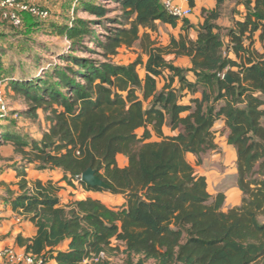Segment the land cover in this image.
Listing matches in <instances>:
<instances>
[{"label":"trees","instance_id":"trees-1","mask_svg":"<svg viewBox=\"0 0 264 264\" xmlns=\"http://www.w3.org/2000/svg\"><path fill=\"white\" fill-rule=\"evenodd\" d=\"M115 1L121 13L110 26L99 21L106 7L89 9L106 32L103 39L94 37L93 29L79 42L76 32L70 34L71 48L59 54L63 65L11 82L25 99L22 112L34 116L40 108L48 124L39 139L29 141L0 128V144L12 145L22 164L62 173L59 180L35 179L28 185L20 172L21 192L11 198L12 209L36 227L26 252L57 264H83L101 252L104 256L91 264H114L110 258L118 252L126 255L124 264H264V0H237L243 16L225 29L213 23L223 2L216 0V8L201 11L195 40L179 34L165 45L151 38L156 22L175 25L177 19L161 0ZM0 9L14 27L26 16L41 18L19 12L16 26ZM89 42L100 48L103 60L74 54L88 50ZM136 42L147 56L144 62L140 55L128 64L110 60L120 47ZM168 54L188 56L191 67L174 66L165 59ZM187 71L194 81L186 78ZM224 72L234 85L223 81ZM2 79L7 85L9 78ZM186 94L189 101L182 103ZM220 119L226 143L235 149L242 195L225 211V194H210L205 176L195 173L186 158L217 148L214 123ZM164 127L175 133L164 134ZM153 135L158 140H151ZM119 154L126 157L124 166L117 163ZM88 167L107 189L81 181ZM61 180L122 195V204L110 207L92 197L60 204Z\"/></svg>","mask_w":264,"mask_h":264},{"label":"rangeland","instance_id":"rangeland-1","mask_svg":"<svg viewBox=\"0 0 264 264\" xmlns=\"http://www.w3.org/2000/svg\"><path fill=\"white\" fill-rule=\"evenodd\" d=\"M1 1V0H0ZM36 5L41 9L48 11L46 18H38L35 16H26L20 27H14L1 16L0 9V80L9 78L7 85L4 87L5 96L7 97V107L9 115L17 114V117L7 116L0 121V128H7L11 133H19L26 141L29 139H38L41 133L46 129L48 121L43 110L37 109L34 116H28L22 111L26 109L25 99L15 93L11 88L12 81H20L24 79L35 78L43 72L52 71L55 67H60L64 63L60 61L59 54L67 53L71 48V41L68 36L76 32V41L86 40L84 32L93 29V36L103 39L106 33L104 28L99 24H95V16L90 12L91 5H103L107 8L105 18L99 21L107 26L112 25L111 19L118 17L121 10L119 4L115 0H18ZM237 0H229L230 4L236 3ZM234 5V13L237 9ZM244 8H242L243 10ZM123 25V23H121ZM143 30H141L142 32ZM77 32H81L77 35ZM224 35V33H223ZM151 38L155 39L154 33ZM167 44V43H166ZM161 45H165L164 43ZM226 45L222 50L226 51ZM81 46V45H78ZM100 48L96 47L92 42L88 43V50H77L74 52L79 57L92 60H103L100 54ZM141 56L144 62L147 59L138 43H134L130 47L122 46L118 49L115 56L110 60L118 64H128ZM138 75L143 77L145 70L143 66L136 67ZM234 69V68H233ZM41 74V75H42ZM15 79V80H14ZM165 79H158V88L162 87ZM177 81H174V84ZM199 93V92H198ZM200 95V93H199ZM148 102H144L147 106ZM264 124V119L262 120ZM166 129V127H164ZM214 141L217 145L216 149L209 150L199 157L187 154L188 162L193 166L195 173L204 175L207 183V190L210 194L221 191L229 193L237 191V171L236 157L232 146H227L226 129L223 126H217L215 129ZM141 129L138 133H141ZM175 133V132H174ZM40 134V136H39ZM168 135V134H167ZM171 135V134H169ZM151 140H158L153 135ZM29 149L28 147L25 148ZM20 157L21 154L18 153ZM125 156H118L117 163L120 166L126 164ZM35 169L36 177L44 178L47 170L39 171ZM70 189L78 190L75 192L78 198H82V193L86 190L82 185L64 180ZM63 184V185H65ZM100 199L108 206L121 205L123 201L122 195H111L107 192L99 196ZM114 264H124L126 255L118 252L116 256L110 258ZM149 263V262H148ZM147 263V264H148Z\"/></svg>","mask_w":264,"mask_h":264},{"label":"crops","instance_id":"crops-1","mask_svg":"<svg viewBox=\"0 0 264 264\" xmlns=\"http://www.w3.org/2000/svg\"><path fill=\"white\" fill-rule=\"evenodd\" d=\"M234 5L237 9L236 13H234ZM190 6L192 8L191 15L185 19H177L175 25L161 23L158 21L156 22L157 31L153 33L155 36L154 40L157 41V44H166L170 36L177 38L179 34L187 35L191 40H195L198 26L203 21L201 11L203 9L211 10L216 8V0H191ZM242 8H244L242 4H230L229 0H223V2L219 5L218 17L213 20V23L222 29L231 27L234 19L242 18L244 13V9L242 10ZM222 39L224 44L227 43L228 40L226 36L223 35ZM228 57L234 59V54L229 52ZM165 59L174 66L182 69H189L191 67V60L188 56L175 57L173 54H168L165 56ZM186 78L190 81H194L195 79L191 71L186 72ZM173 85H176V83ZM189 97L190 95L186 94V96L181 98V102L187 103L189 101ZM217 126H223V120H217L214 123V129ZM163 132L166 135H172L175 131H171L168 127H166V129H163ZM233 150L235 154V149L233 148ZM118 156L123 155L119 154ZM20 160V155L14 151V147L12 145L9 143L0 144V249L11 247L17 252H26V243H28L35 235L36 227L31 221L25 218V216L18 214L12 209L11 198L17 196L21 192L18 186V181L22 177L20 172L24 171V179L27 180L28 185H30V182L35 179L43 181L47 179H52L54 181L59 180L62 173L57 169H44L48 171V173L45 174L46 176L44 178L36 177L34 175L35 169L32 168V164H22ZM63 184H65L64 180L58 182V185L61 187L58 192L60 204H66L72 200L81 199L76 196L75 192H79L78 190L70 189L69 185ZM224 194L225 201L222 205L223 211L232 206L238 205L241 201L242 195L239 189L237 191H231L227 194L224 192ZM82 195V198L92 197L100 199L99 196L102 195V193L85 190ZM18 237L20 242L17 241ZM60 248L65 249L66 243L60 246ZM4 263V259L0 257V264ZM48 264L57 263L53 259H48Z\"/></svg>","mask_w":264,"mask_h":264},{"label":"built area","instance_id":"built-area-1","mask_svg":"<svg viewBox=\"0 0 264 264\" xmlns=\"http://www.w3.org/2000/svg\"><path fill=\"white\" fill-rule=\"evenodd\" d=\"M190 1L191 0H161V3L166 13L174 16L176 19H185L192 13ZM0 7L4 9L3 17L9 19L16 26H19L21 23V18L18 15L19 12H28L41 18H46L48 16L47 10L41 9L36 5L18 0H1ZM5 86V79H1L0 117H6L9 110V108L7 107V101L4 92ZM17 115L18 113H14L13 117H17ZM103 256L104 253L101 252L98 257L84 260L83 264H91L92 261L96 262L99 257ZM0 257L4 259V264H48L42 257H35L27 252H17L11 247L0 249Z\"/></svg>","mask_w":264,"mask_h":264},{"label":"water","instance_id":"water-1","mask_svg":"<svg viewBox=\"0 0 264 264\" xmlns=\"http://www.w3.org/2000/svg\"><path fill=\"white\" fill-rule=\"evenodd\" d=\"M223 81H225L228 85H234V78L228 73L224 72L222 75ZM81 180L86 183L88 186L92 187H100L103 189H107L108 186L104 183V181L95 173V170L91 167H88L81 173Z\"/></svg>","mask_w":264,"mask_h":264}]
</instances>
